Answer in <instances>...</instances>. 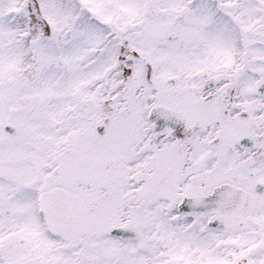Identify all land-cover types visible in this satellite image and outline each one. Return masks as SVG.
Here are the masks:
<instances>
[{
	"label": "snow or ice",
	"instance_id": "obj_1",
	"mask_svg": "<svg viewBox=\"0 0 264 264\" xmlns=\"http://www.w3.org/2000/svg\"><path fill=\"white\" fill-rule=\"evenodd\" d=\"M0 264H264V0H0Z\"/></svg>",
	"mask_w": 264,
	"mask_h": 264
}]
</instances>
